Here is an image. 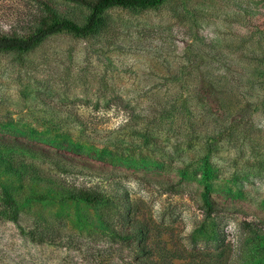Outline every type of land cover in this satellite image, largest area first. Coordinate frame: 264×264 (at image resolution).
Listing matches in <instances>:
<instances>
[{"label": "rangeland", "instance_id": "obj_1", "mask_svg": "<svg viewBox=\"0 0 264 264\" xmlns=\"http://www.w3.org/2000/svg\"><path fill=\"white\" fill-rule=\"evenodd\" d=\"M42 3L91 13L0 0V35ZM0 264H264V0L115 7L0 52Z\"/></svg>", "mask_w": 264, "mask_h": 264}, {"label": "trees", "instance_id": "obj_2", "mask_svg": "<svg viewBox=\"0 0 264 264\" xmlns=\"http://www.w3.org/2000/svg\"><path fill=\"white\" fill-rule=\"evenodd\" d=\"M86 6L90 10V16L83 25L76 24L69 20H58L52 17L50 8L42 3L44 8L41 13L33 19L32 32L25 37H19L16 32L11 36L0 35V52L28 51L41 44L47 38L62 33L69 32L77 36H87L91 34L97 26L101 14L110 8L147 9L154 8L166 0H67ZM68 199L81 201L86 204L95 205L103 201L101 192L90 188L74 189L68 195ZM205 216L209 217L214 212L210 204L201 207Z\"/></svg>", "mask_w": 264, "mask_h": 264}]
</instances>
